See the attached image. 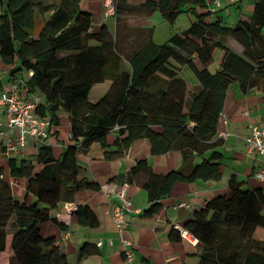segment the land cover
<instances>
[{
  "label": "trees",
  "instance_id": "obj_1",
  "mask_svg": "<svg viewBox=\"0 0 264 264\" xmlns=\"http://www.w3.org/2000/svg\"><path fill=\"white\" fill-rule=\"evenodd\" d=\"M80 2L0 0L2 61L14 65L12 74L28 73L25 86L38 91L36 112L49 118L51 135L58 132L60 111L68 113L70 123L69 142L58 156L42 142L31 157H7L8 177L24 181L23 199L14 195L0 166V264H69L56 238L44 237L40 225L50 221L62 226L52 210L74 201L81 189H98L79 176V148L92 142L106 148V136L116 132V149L105 150L108 157L123 154L140 138L148 140L154 155L180 152L177 169L158 174L143 158L122 177L121 182L147 191L145 213L153 214L175 183L221 178L224 154L217 149L222 139L216 135L229 86L237 84L242 93L259 88L264 99V0H254L249 19L233 25L211 10L207 0H141L137 6L115 0L114 32L106 23L95 28L93 14ZM156 11L170 25L181 12L193 19L187 29L156 44L152 29L130 28L126 22L130 15ZM228 38L243 47L241 53L226 44ZM217 49L219 67L211 71L207 65ZM184 66L195 75L194 89L179 75ZM106 79L107 91L91 102V88ZM243 184L231 175L228 193L206 201L184 223L201 246L198 264H264V240L254 236L264 228V190ZM88 210L80 206L76 214L80 223L92 225ZM172 232L171 240H179L180 233ZM96 250L86 242L78 257Z\"/></svg>",
  "mask_w": 264,
  "mask_h": 264
},
{
  "label": "crops",
  "instance_id": "obj_2",
  "mask_svg": "<svg viewBox=\"0 0 264 264\" xmlns=\"http://www.w3.org/2000/svg\"><path fill=\"white\" fill-rule=\"evenodd\" d=\"M103 1L82 0L81 2V7L93 14L95 28L104 24L102 18V12L104 11ZM253 1L237 0L234 3H228L226 0H222V6L219 8L214 7L213 10L217 11V14L223 18V12L230 9L226 8L229 5L236 10L233 16L236 22L248 20L252 11ZM127 3L132 6L140 4ZM209 6L212 8L211 4ZM1 10L0 7V13ZM154 14L156 12L149 16ZM132 18L141 17L130 15L126 18L127 25L130 28H135L130 26ZM192 19L189 14L188 22L190 24ZM108 20L105 22L106 25ZM107 28L109 31L114 32L115 19L113 26L111 28L107 26ZM181 31L183 30L178 32ZM171 33L169 30L167 34L160 36L156 33V29L153 28V40L158 44L156 39L164 36L169 38L174 34ZM226 44L239 53L243 50V47L233 38H228ZM196 64L198 67H202L197 61ZM13 67L14 65L5 64L0 57V94L13 81L21 82V91L28 97L38 94V91L29 90L25 86L27 82L25 83L24 81L29 78L28 73L22 70L12 74L11 68ZM179 75L185 79L190 89L197 87L198 82L189 67L184 66L180 70ZM98 84H101L99 85L101 87L97 89V94L100 95L107 91L110 80L106 79ZM94 86L88 96H90ZM27 89L29 92H26ZM222 111L226 114L227 121L224 122L223 118L220 117L217 133L219 131L227 132L228 137L225 140H221L217 147L224 154L221 163L222 175L219 180L205 181L197 179L189 183H175L171 194L161 200V207L153 214L145 213V209L149 206L147 191L137 183L128 185V196L131 200V206L126 210L125 236L133 244V260L127 264H198L201 246L198 240L183 228L184 223L192 218L195 211L202 208L206 201L216 195L228 193V179L231 175L242 181L244 187H261L264 190V181H259L255 175L261 157L249 152L243 141L249 125L264 126V99L261 90L255 88L248 93H242L237 84H231L227 90ZM59 117L60 124L55 127L58 131L57 134L51 135L52 132L50 133L49 131L47 138L55 156H58L69 142L70 123L68 113L60 111ZM115 135L116 132H111L106 136L107 149L103 148L100 142H92L88 148H79L80 150L77 151V162L80 165L79 176L86 177L96 183L98 189H81L75 194L74 201L66 203H75L79 205L78 208L87 206L89 210L86 214H93L92 225L80 223L76 210L74 212L68 211L66 203H60L56 209L52 210V214L57 217L62 226L50 221L40 225V231L44 237L54 236L56 238V243L67 256L69 264H125L124 248L117 239L115 225L107 213L108 207L117 200L116 191L119 188L122 177L138 159L143 158L152 170L158 174L181 166L180 152L172 150L160 155H154L151 152L148 140L144 138L134 140L123 154H112V156L108 157L105 155V150L113 151L116 149V146L112 143ZM216 138H218V135H216ZM34 147L37 149L36 144L33 141H29L28 148L25 147L23 150L12 151L7 154L3 151V143L0 140V165L4 166V168L6 167L5 156L31 157V155L36 153L33 150ZM199 160L200 157L195 158V162ZM6 168L4 178L11 184L14 195L23 199L26 194L24 181L15 182L10 179L7 176L8 171H6ZM30 198L29 196V200ZM182 201L187 202V205L179 206ZM81 215L85 217L83 213ZM89 217L92 218V216L88 215L86 217L88 221ZM172 229H175V232H172L173 235H178L177 232L180 233L179 240H171L169 237ZM262 230L264 231V229ZM262 230L257 228L254 236L258 238L256 236L258 232L260 233L258 239L264 240ZM67 232L68 235H66ZM109 238H113V244L111 245L108 243ZM86 242L96 246L97 250L95 253L79 259L78 251ZM99 242L100 245H97Z\"/></svg>",
  "mask_w": 264,
  "mask_h": 264
},
{
  "label": "built area",
  "instance_id": "obj_3",
  "mask_svg": "<svg viewBox=\"0 0 264 264\" xmlns=\"http://www.w3.org/2000/svg\"><path fill=\"white\" fill-rule=\"evenodd\" d=\"M234 3L237 0H226ZM213 8H219L222 5L221 0H211ZM104 21L114 16L116 2L115 0H104ZM210 7V6H209ZM41 101L39 94L28 97L21 91L17 81H13L9 87L0 94V140L3 143V150L9 152L23 150L28 140L36 143H47L49 136L50 120L46 116L37 114L36 108ZM4 117V118H2ZM220 117L226 122V114L221 111ZM218 137L222 140L227 139L228 133L219 131ZM249 152H253L261 157L259 165L255 171L256 178L264 181V126L249 125L248 132L243 137ZM128 183L121 182L116 191L117 200L108 207L107 213L116 228L118 241L124 248V263H130L133 260L132 241L125 236L126 229V210L131 206V200L128 196ZM66 209L74 212L79 205L75 203H66ZM187 202L182 201L179 206H186ZM68 235V232L66 233ZM108 243L113 244V238L108 239ZM100 245V242L97 244Z\"/></svg>",
  "mask_w": 264,
  "mask_h": 264
},
{
  "label": "rangeland",
  "instance_id": "obj_4",
  "mask_svg": "<svg viewBox=\"0 0 264 264\" xmlns=\"http://www.w3.org/2000/svg\"><path fill=\"white\" fill-rule=\"evenodd\" d=\"M141 0H127V2H132L133 4H138L140 3ZM211 0H207L208 4L210 3ZM82 2V0H81ZM81 2H80V5H81ZM222 2V0H221ZM229 3V2H228ZM223 4V3H222ZM213 5V4H211ZM214 6V5H213ZM213 6H211V10H213ZM222 6V5H221ZM226 8H230L229 10H226L225 12H223V18L225 20V22L229 25H233L236 20L233 18V16L235 15V11L233 9L232 6H226ZM141 18H132L130 20V26H133L135 28H146V29H152L155 28L156 29V33L159 34L160 36H162V34H167V31H171L172 33H177L178 31L180 30H184L186 29L187 27L190 26V23L188 22V17H189V14L187 12H181L178 17L176 18L174 24L170 25L169 23H167L166 21H164L162 19V16L161 14L156 11V14H154L153 16H139ZM102 18L104 20V13L102 12ZM109 19V20H108ZM115 19V16H110L108 17L103 23H105L107 20V25L106 27L108 26L109 28H111L113 26V21ZM42 25V23L38 24V28H37V31L40 29V26ZM100 27V26H97V28ZM115 29V28H114ZM171 33V34H172ZM170 34V35H171ZM169 35V36H170ZM168 37L164 36V37H160V39H156L157 43L160 44V43H163L165 40H167ZM221 54V51L219 49L216 50L215 54H214V58L211 60V62L207 65V67L211 70V71H215L219 65H218V58ZM98 84V83H97ZM101 84H98V85H95L90 96H89V100L91 102H95L98 98H100V96H102L101 94H97V89L98 87H101L99 86ZM65 133V131H64ZM29 141L28 140L26 142V147L28 148V145H29ZM32 150V149H31ZM30 150V151H31ZM34 151H36V147H34L33 149ZM29 154V153H28ZM5 163H6V167H7V156H5ZM2 166V165H0ZM5 167V168H6ZM6 171H8V167L6 169ZM8 176V174H7ZM260 230L264 229V228H259ZM263 231V230H262ZM264 234V231L262 232ZM259 234L260 233H256V236L259 238ZM2 264H4V262L2 261L1 262Z\"/></svg>",
  "mask_w": 264,
  "mask_h": 264
}]
</instances>
